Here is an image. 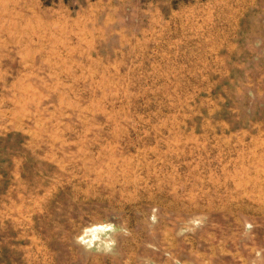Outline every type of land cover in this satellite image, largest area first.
I'll use <instances>...</instances> for the list:
<instances>
[{"label":"rangeland","instance_id":"obj_1","mask_svg":"<svg viewBox=\"0 0 264 264\" xmlns=\"http://www.w3.org/2000/svg\"><path fill=\"white\" fill-rule=\"evenodd\" d=\"M0 264H264V0H0Z\"/></svg>","mask_w":264,"mask_h":264},{"label":"crops","instance_id":"obj_2","mask_svg":"<svg viewBox=\"0 0 264 264\" xmlns=\"http://www.w3.org/2000/svg\"><path fill=\"white\" fill-rule=\"evenodd\" d=\"M94 3L93 4H97L98 3V1H93Z\"/></svg>","mask_w":264,"mask_h":264}]
</instances>
